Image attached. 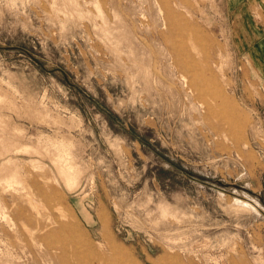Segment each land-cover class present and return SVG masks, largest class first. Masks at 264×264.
<instances>
[{
    "label": "rangeland",
    "instance_id": "374dc122",
    "mask_svg": "<svg viewBox=\"0 0 264 264\" xmlns=\"http://www.w3.org/2000/svg\"><path fill=\"white\" fill-rule=\"evenodd\" d=\"M29 199L91 264H264V0H0V264Z\"/></svg>",
    "mask_w": 264,
    "mask_h": 264
},
{
    "label": "bare ground",
    "instance_id": "6f19581e",
    "mask_svg": "<svg viewBox=\"0 0 264 264\" xmlns=\"http://www.w3.org/2000/svg\"><path fill=\"white\" fill-rule=\"evenodd\" d=\"M2 221L13 229L10 236L18 235L22 239L21 248L23 249L20 253L30 257L35 263H38L41 258L46 260V264H91L99 257L91 260L96 254L90 253L83 258L81 253L87 248L83 250L78 247V239H82L80 233L76 229H69L68 225L53 213L41 210L33 199L28 200L27 207L7 206ZM61 231L65 233L61 235ZM10 246L13 251L21 249L13 240H10ZM35 248L41 249V253L38 254ZM117 260H112V264L114 262L122 264L121 259H119L121 262Z\"/></svg>",
    "mask_w": 264,
    "mask_h": 264
}]
</instances>
